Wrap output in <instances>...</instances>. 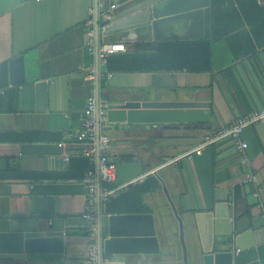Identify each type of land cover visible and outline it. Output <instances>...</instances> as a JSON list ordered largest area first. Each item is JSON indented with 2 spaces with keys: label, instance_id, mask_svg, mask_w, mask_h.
Returning <instances> with one entry per match:
<instances>
[{
  "label": "crops",
  "instance_id": "obj_1",
  "mask_svg": "<svg viewBox=\"0 0 264 264\" xmlns=\"http://www.w3.org/2000/svg\"><path fill=\"white\" fill-rule=\"evenodd\" d=\"M114 1L117 11L125 0ZM219 8L210 70L114 71L104 86L98 78L103 94L168 86L177 87L182 99L211 103L209 119L198 126L107 121L108 154L117 164L113 185H123L118 193L129 185L152 186L141 194L144 209L114 200L117 193L106 212L152 213L160 243L158 253L121 256L113 260L118 264H190L217 244L240 264H264V211L256 205H264V119L240 134L255 182H240L247 167L231 138L194 150L221 126L264 104V0H223ZM89 28L95 31L93 0H0V231L52 228L64 236L63 253L0 255V264H48V257L88 264L85 178L61 174L69 162L64 156L86 146L77 133L95 89V71L85 69L96 61L86 46ZM123 43L133 49L134 43ZM19 53L25 54L26 82L14 85L8 61ZM39 79L47 82L42 110L36 109L33 86ZM219 201L227 202L225 215L215 207Z\"/></svg>",
  "mask_w": 264,
  "mask_h": 264
},
{
  "label": "water",
  "instance_id": "obj_2",
  "mask_svg": "<svg viewBox=\"0 0 264 264\" xmlns=\"http://www.w3.org/2000/svg\"><path fill=\"white\" fill-rule=\"evenodd\" d=\"M99 0H93V16L96 49L100 42H141L166 39H196L210 35V0H125L115 11V18L103 27L98 23ZM109 3L114 0H106ZM96 60H97V51ZM9 81L14 85L26 82L25 54L14 55L8 61ZM94 96L106 101L108 122H152L163 124L193 122L204 123L211 115L209 100L195 97L182 99L177 87L140 86L133 89H116L102 93L98 79V65H95ZM36 93V109L46 107L47 82L39 79L33 83ZM193 88L190 93H194ZM99 132L96 128V138ZM98 151L95 165H97ZM98 170L95 175L98 178ZM97 187L99 184L97 183ZM98 192V191H97ZM225 215L227 202L215 203ZM97 264H118V257L158 253L160 243L153 214L144 211L102 212L97 202L96 212ZM62 230L43 231H0V255L63 253ZM48 264H68L65 258L54 261L46 258ZM238 263L232 252L223 245H212L190 264ZM23 264H28L24 262ZM188 264V263H187ZM240 264V263H239ZM241 264H259L257 260Z\"/></svg>",
  "mask_w": 264,
  "mask_h": 264
},
{
  "label": "built area",
  "instance_id": "obj_3",
  "mask_svg": "<svg viewBox=\"0 0 264 264\" xmlns=\"http://www.w3.org/2000/svg\"><path fill=\"white\" fill-rule=\"evenodd\" d=\"M118 4L114 1L109 3L98 1V20L101 17L105 26L115 18V9ZM99 23V22H98ZM95 31L89 28L86 31V46L90 54H95L97 51V60L91 61L85 69L89 73H94L95 65H98V78L104 79L110 73L105 68L106 59L110 54L120 53L127 50L126 44L123 42H100L96 49ZM96 55V54H95ZM102 87V86H101ZM264 119V104L248 113L236 117L231 123L218 128L213 135L209 136L202 144L194 150L199 151L200 148L207 144L214 142L218 139L229 137L232 139L235 149L240 153V160L247 167L244 176L240 180L243 182H255L257 177L249 164L246 156V148L248 147L247 141L243 140L240 136L244 127L249 124L255 123ZM107 125L106 117V101L102 96L95 98L94 94L86 99V103L81 113V127L77 133V139L84 141L86 146L82 149L94 163L93 169L85 174V206L83 217L87 222L88 233V249H87V263L97 264L98 256L96 249V212L97 202L99 209L106 212V207L110 199L123 188V185H113L116 178L117 164L108 154L109 136L105 133ZM96 128H98L99 135L96 138ZM98 151L97 165H95L96 152ZM68 156H64V160H68ZM95 169L98 170V178L95 175ZM97 183L99 187H97ZM98 191V192H97ZM258 189L254 191V195L258 196ZM257 206H261L264 211V205L257 201ZM238 251V249H236ZM231 264H239L232 262Z\"/></svg>",
  "mask_w": 264,
  "mask_h": 264
},
{
  "label": "trees",
  "instance_id": "obj_4",
  "mask_svg": "<svg viewBox=\"0 0 264 264\" xmlns=\"http://www.w3.org/2000/svg\"><path fill=\"white\" fill-rule=\"evenodd\" d=\"M223 0H210V35L196 39H166L135 42L133 49L110 54L106 59V70L114 71H208L212 67L213 43L218 38L220 5ZM99 24H103L100 17ZM104 86V80L101 79ZM77 155H72L61 174L66 178L84 179L87 171L93 169L92 160L80 147ZM129 185L127 190L118 193L114 200L142 206L141 194L152 184ZM131 195V196H130ZM106 209L110 211L111 205ZM30 261V260H29ZM27 262V261H25ZM24 263V262H19Z\"/></svg>",
  "mask_w": 264,
  "mask_h": 264
},
{
  "label": "rangeland",
  "instance_id": "obj_5",
  "mask_svg": "<svg viewBox=\"0 0 264 264\" xmlns=\"http://www.w3.org/2000/svg\"><path fill=\"white\" fill-rule=\"evenodd\" d=\"M19 257H22V258L24 257V260H25V258H26V256H23V255H21V256H19ZM16 259H18V258H16ZM16 259H15V260H16ZM30 260H32V259H30Z\"/></svg>",
  "mask_w": 264,
  "mask_h": 264
},
{
  "label": "flooded vegetation",
  "instance_id": "obj_6",
  "mask_svg": "<svg viewBox=\"0 0 264 264\" xmlns=\"http://www.w3.org/2000/svg\"><path fill=\"white\" fill-rule=\"evenodd\" d=\"M22 259L17 260L16 262H20ZM22 262V261H21Z\"/></svg>",
  "mask_w": 264,
  "mask_h": 264
}]
</instances>
